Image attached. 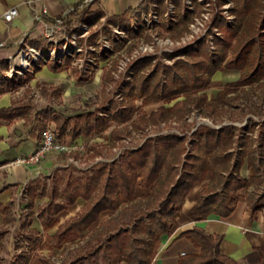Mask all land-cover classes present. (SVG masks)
<instances>
[{
	"label": "trees",
	"instance_id": "1",
	"mask_svg": "<svg viewBox=\"0 0 264 264\" xmlns=\"http://www.w3.org/2000/svg\"><path fill=\"white\" fill-rule=\"evenodd\" d=\"M170 1L174 8L182 9L184 6L181 0ZM220 1L215 0L214 3L220 5ZM231 1L233 5L229 10L235 15L231 24L225 18L221 20V13H215L212 26H219V33L213 32L211 26L197 42L176 53H167V57L182 55L184 58H177L171 64L158 61L147 72L141 69L148 65L151 56L132 63L129 68L133 79L124 83L126 103L111 116H96L93 110L70 116L55 113L50 108L43 111V118L55 123L56 138L67 135L74 140L80 135L101 134L109 127V142L114 145L116 140L124 137L127 128L112 126L111 122L118 124L131 119L133 112L137 113V108H140L136 105L137 99L143 106L161 103L149 113L141 111L131 120L133 127L139 130L148 121L157 123L171 117L183 119L194 110L215 123V119L224 112L247 114L259 109V100L264 95V0ZM150 2L157 4L160 14L167 9L166 0H147ZM81 11V14L86 12L83 8ZM191 12L188 9L184 13L177 12L173 15L177 17L173 25H160L166 31L184 29ZM134 13L140 20V11ZM104 14L98 10L80 17L78 21L91 26ZM126 18L125 14L111 15L107 23L128 31L131 36L137 35L143 28L138 26L135 31L130 30ZM70 23L65 21L67 26ZM207 35H211L209 41L213 42V48ZM112 42L116 44L115 40ZM47 62L51 69L58 70L56 60ZM62 63L68 64L69 57ZM6 67L5 62L0 61V70ZM73 70L78 72L77 68ZM223 70H237L238 76L226 82L214 98H208L205 90L212 75ZM87 72L81 70L79 74ZM78 79L83 78L79 76ZM8 81V78L0 79V92L10 89ZM42 92L47 94V88L42 87ZM51 93L59 94V89L53 88ZM179 96L181 98L169 104ZM22 109L23 104L13 100L10 106L0 108V118L11 121L22 113ZM251 121L248 116L249 126L227 123L216 127L201 123L189 136L185 133L149 136L139 148L126 150L113 161L91 168L88 173L80 176L67 174L62 183L61 178L53 179L46 191L43 182L33 180L23 190L27 216L23 222L25 233L20 239L29 243V248L25 250L22 242L18 243L16 247L21 251L12 264H28L33 249L39 246L37 231L28 229V218L34 213L36 198L43 196H46V201L38 208L37 215L44 231L58 221L56 215L67 205L73 204L77 198L83 200L74 215L59 224L51 235H46L47 239L58 244L69 241L63 252L73 255V258L67 264H150L161 236L171 235L176 230L175 215L196 185L195 203L191 208L193 216L205 218L215 213L227 217L242 196V190L249 186L253 189L245 192V204L249 214L255 215L263 207L264 199V120L258 123L257 130ZM102 147L91 146L95 154L90 156L100 154ZM245 161L251 170L248 178L240 174ZM139 186L148 192L137 195ZM0 212L4 224L14 220L10 203L0 206ZM103 212L108 214L100 217ZM93 223L96 224L89 229ZM5 231L0 230V236ZM85 231H88L87 239L80 243V235ZM179 237L187 238L194 248L179 257V264H237L223 253L221 235L210 234L195 226L180 231L174 238ZM70 243L76 246L70 248ZM95 253L100 254L98 260L93 256ZM41 264L55 262L43 257ZM259 264H264L263 250L259 252Z\"/></svg>",
	"mask_w": 264,
	"mask_h": 264
},
{
	"label": "rangeland",
	"instance_id": "2",
	"mask_svg": "<svg viewBox=\"0 0 264 264\" xmlns=\"http://www.w3.org/2000/svg\"><path fill=\"white\" fill-rule=\"evenodd\" d=\"M146 2V8L143 3ZM215 0H196L195 3L191 0H181L182 9L174 8L170 0H166L167 9L164 13H159L157 4L155 2L147 3V0H107V3L102 0H94L83 7H79L75 14H69L70 24H65L59 31L54 33L53 39L56 41L48 40L44 34H39L36 38L31 39L25 37L24 41L17 43L21 49L14 52L13 55L0 58L7 65L6 69L0 70V79L8 78L10 89L16 88L21 83L26 82L27 69L31 64L35 63L33 53L29 51V47L36 50L47 51L51 54L49 60H56L63 62L65 58L69 57V66L77 68L79 73L81 70H88L87 76L84 81L79 82L76 79L69 81L67 71H63L57 75L55 80L49 81L48 78L43 77L35 81L34 89L30 90L27 94L20 97L19 103L24 104L27 108V117L25 122L36 131V129H43L46 126L55 127V124L50 119L43 118L40 124V113L45 109H53L56 113H62L64 116H70L81 111L93 110L96 116L107 114L111 116L120 106L126 103L125 82L133 79L130 73V66L135 61L147 56H151L148 65L141 71H149L156 62L163 64H171L177 58H184L182 55H175L167 57V53H176L183 47L197 42L200 38L204 37L207 30L212 26V18L216 13H221L222 18H225L228 24L234 20V13L230 12L233 5L231 0H221L220 5L214 3ZM85 9L86 12L81 14V10ZM186 9L191 10V14L186 19L184 29L181 27L180 33L178 30L166 31L161 26L162 23L169 27L175 23L177 17H173L177 12L184 13ZM98 10L104 11V15L91 25L85 22L78 21V19L86 14L96 13ZM140 11L141 18L137 20L134 12ZM125 14L129 22L128 28L135 31L138 26L143 28L137 35H129L128 31L121 30L118 26H112L107 23V18L111 15ZM93 16V15H92ZM175 18V19H174ZM161 23V25H160ZM213 27V26H212ZM213 32L219 33L221 31L219 26L212 28ZM211 35H207V39ZM115 40L116 44L112 41ZM32 41V42H31ZM210 46L213 48V42L209 41ZM108 52H105V51ZM55 57H52L54 56ZM6 56V55H5ZM105 57V58H104ZM6 58V59H4ZM104 58V59H103ZM41 61V60H40ZM38 61V63L40 62ZM10 69L12 71H10ZM85 75V74H84ZM238 76L237 70H223L215 72L209 86L205 92L208 98H214L217 91L224 86L228 81L236 79ZM55 84L57 85L62 95H46L38 97L35 92H39V85L42 84ZM24 88V87H23ZM27 90V88H25ZM31 93V94H29ZM29 94V95H28ZM36 94V95H35ZM39 94V93H38ZM176 97L169 104L171 105ZM160 102L150 103L148 105H141V100H136V105L140 108L138 112H133L131 119L124 123H112V126L121 128L126 126L127 133L120 140L114 142V146L108 143L105 132L101 134H94L89 139L83 140L79 144H73L75 147L70 152L63 151H49L47 155H55L57 161L54 166L47 171L40 173V181L44 183L45 190L52 183L53 179L61 178L60 183L66 179V175L80 176L83 173H88L91 168L100 166L103 162H111L118 158L119 154L130 149H137L149 136H157L160 134L176 133L183 135L184 133L189 136L195 126L204 123L210 126H220L221 124L233 123L238 126H249L247 117L252 119V124L257 130L258 123L264 120V95L259 100V109L251 110L247 114H230L224 112L222 115L215 119V123L203 115L202 112L194 110L183 119L168 118L160 120L157 123L146 122L144 127L136 129L133 127L131 120L141 111L149 113L155 109ZM167 104V105H169ZM261 127V126H260ZM264 128V126H262ZM129 132V133H128ZM105 143L109 146L103 148V152L90 156L94 150L91 146L98 148L99 143ZM39 143V142H38ZM186 143V141H185ZM70 145V144H68ZM103 145V144H102ZM72 146V145H71ZM45 154V155H46ZM44 155V156H45ZM43 156V157H44ZM42 157V158H43ZM41 158V159H42ZM13 160V159H12ZM10 164L11 161H10ZM39 164V163H38ZM36 165V164H33ZM22 186L20 187L19 194L15 200V219L7 226L6 233L0 238V264H12L19 253L20 248H16L22 235L25 233L24 227L21 224L25 218L26 210L24 208L26 199L22 194ZM146 191L144 188L137 190ZM46 200L45 197L36 200V207L42 205ZM264 199L262 200V202ZM107 213H102L106 216ZM69 208L61 212L57 218L62 222L69 217ZM30 223L35 227L40 235H44L40 221L34 214L30 219ZM96 223L90 225L91 229ZM3 227L0 226V229ZM50 230L49 232H52ZM88 236V231L81 233L80 243L85 241ZM25 250L28 249V244L22 242ZM42 248L36 249L34 257L28 264H41L39 259L41 257L49 256L56 262V264H67L72 260L73 255L69 256L64 253L59 245L54 243V240L44 241ZM69 245V243H62V245ZM72 244L71 247H75ZM70 247V248H71ZM95 259H99L100 254L93 255Z\"/></svg>",
	"mask_w": 264,
	"mask_h": 264
},
{
	"label": "crops",
	"instance_id": "3",
	"mask_svg": "<svg viewBox=\"0 0 264 264\" xmlns=\"http://www.w3.org/2000/svg\"><path fill=\"white\" fill-rule=\"evenodd\" d=\"M102 1H105V3H107V0ZM12 5H17L18 7L17 16L10 22H5L0 19V42H4V45L0 46V58L13 55L14 52L19 51L21 49V46L17 45V43H21V41H24L25 43V37L28 36L31 39H34L39 34H43V23L41 21H35L33 19V12L35 10L38 11L42 7H45L47 10V16L45 17V19L52 20L53 18L61 15L65 10L69 8H72V14L79 9V7L77 6V1L75 0H0V12L6 7ZM67 16L68 18L66 20H69V14ZM56 65L58 66V70L51 69L48 65L47 60L40 61L37 64H30V67L27 69L28 79L25 78L26 82L21 83V85H18L16 88L0 92V108L10 106L13 100L19 102L20 97L23 96V94H27L29 90L30 92H32L34 89V85H36L35 81L39 78L43 79L44 77L45 79L46 77L49 79V81H52L55 80L57 78V75L63 71L68 72L67 75H69V81L76 79L77 81L82 82L87 76V73H75L73 68L69 66V63L64 65L63 63L57 61ZM79 76H82L83 79L79 80ZM38 87L40 91L35 92L37 94L35 95L38 97H40V95L46 96L50 94L52 96L55 95L59 97L62 95L60 88L55 84L46 85L43 83ZM42 87L47 88V94L42 92ZM25 88H27V90ZM53 88H58L59 94H52L51 92ZM22 110V113L16 115L11 121L0 118V206L10 203V210L11 214L14 216V219L15 200L19 194L20 187L22 186V189L24 190V187L28 183L32 182L33 180H40V173L47 171L49 168L57 164V161H59L56 159L55 155L46 154L37 165H23L13 163L10 164V161H12V159L14 160L18 156H22L32 152L40 140L39 129H36L35 131L25 122L28 113L27 108L24 106V104ZM42 112L43 111L38 113V115L40 114V124L41 120L43 119ZM53 130L56 133V127H54ZM109 131V127L103 130V132L107 133L106 138L108 143H110L108 138ZM90 137L91 136L80 135L78 138L71 140L67 135H64L63 137H60L58 139L66 144L73 145L79 144L80 142H83V140L89 139ZM98 144V147L103 146L101 148L102 152L103 148L109 146L105 143H102V145L100 144V142ZM240 174L244 178H248V176L251 174V170L248 167L246 161L241 166ZM138 188L143 189L140 186L137 187V195L148 192V189L145 188L144 189L146 191L137 192ZM197 189L198 185H196L186 196L181 209L175 215V220L178 224L176 230L171 235L161 236L156 254L150 264H179V257L185 253L193 251L194 248L187 238L174 237L180 231L190 229L195 226L204 229L210 234L221 235V248L223 253L230 256L233 260H235L237 264H259V252L260 250L264 251V201L263 207L255 215L249 214L246 208L244 194L246 191H251L253 187L249 186L246 190H242V196L237 201L234 210L227 217H220L215 213H210L205 218H198L191 214V208L195 203V194ZM23 190L22 194L26 199V195L23 193ZM43 197L46 198V196ZM37 199L40 198H36V200ZM36 200L33 207V215L36 214L37 218L39 219L44 235L42 237V235L38 233L37 229L31 225L29 219L33 215L30 216L28 218V229L34 228L37 231L36 237L40 239L39 246L34 248L32 251L31 259L34 257L36 249L42 248L45 245L44 241L53 240L47 239L46 235H51L58 227V225L67 219L66 218L62 222H59V219L57 218L58 221L50 229L44 231L41 220L37 215L38 208L44 203L36 207ZM82 203L83 200L81 198H77L73 204L67 205L66 209L62 210L61 212L69 208V213H71V215H69L70 217L77 212ZM24 208L26 210V214L23 222L26 220L27 216L26 203ZM61 212H59L56 217ZM103 213L108 214V212ZM2 216L3 214L0 212V226L3 227L2 229H5L7 231V226L14 220L10 223L4 224L2 222ZM23 222L21 224V227L23 226ZM50 230L53 231L49 232ZM6 231L0 236V238L6 233ZM64 242L69 243V241H62L60 244H58L54 241V243L56 245H59L62 250L63 247L69 246L67 244L62 245V243ZM27 244L29 245V243ZM71 245L72 243H70V247ZM41 258L39 259L40 263ZM49 258L51 259V257Z\"/></svg>",
	"mask_w": 264,
	"mask_h": 264
},
{
	"label": "built area",
	"instance_id": "4",
	"mask_svg": "<svg viewBox=\"0 0 264 264\" xmlns=\"http://www.w3.org/2000/svg\"><path fill=\"white\" fill-rule=\"evenodd\" d=\"M77 1L78 7H83L88 3H91L94 0H75ZM72 11V8H69L65 10L61 15L53 18L52 20L45 19L47 16V10L45 7H42L38 11L33 12V19L35 21H41L43 23V34L48 40H52L54 33L59 31L60 28L63 26V23L66 19V16L70 14ZM18 14V7L17 5H12L6 7L4 10L0 12V19H2L5 22H10L13 20ZM56 41V40H52ZM4 42H0V46H3ZM29 51L33 53V58L35 60V63H38V61H46L51 58V54H49L47 51H41L36 50L32 47H29ZM52 57H55L52 56ZM31 64L30 62L28 63ZM10 71H12L10 69ZM75 147L74 145H68L62 141H60L55 136L54 130L46 126L41 130L40 133V140L35 149L25 155L18 156L14 160L11 161L13 164H23V165H32V164H38L41 160V158L49 151H63V152H70L72 148Z\"/></svg>",
	"mask_w": 264,
	"mask_h": 264
},
{
	"label": "water",
	"instance_id": "5",
	"mask_svg": "<svg viewBox=\"0 0 264 264\" xmlns=\"http://www.w3.org/2000/svg\"><path fill=\"white\" fill-rule=\"evenodd\" d=\"M219 127V126H218Z\"/></svg>",
	"mask_w": 264,
	"mask_h": 264
}]
</instances>
